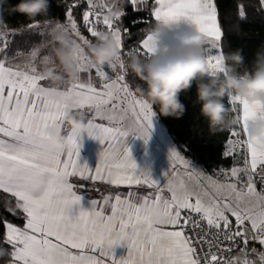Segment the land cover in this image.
Here are the masks:
<instances>
[{
    "label": "snow or ice",
    "instance_id": "snow-or-ice-1",
    "mask_svg": "<svg viewBox=\"0 0 264 264\" xmlns=\"http://www.w3.org/2000/svg\"><path fill=\"white\" fill-rule=\"evenodd\" d=\"M84 3L87 7L81 10L79 22L74 9L80 8L81 2L70 0L65 6L66 23L55 21L52 29L53 35L54 31L63 32L80 45L75 57L77 78L65 80L63 89L43 83L47 69L59 70L50 55L41 57L43 70L36 66V58L46 43L34 45L23 64L12 63L15 57L10 58L5 51L7 42L0 47V193L15 198L24 220L23 226H17L0 215L4 229L0 236L3 243L11 246L10 264H232L229 257L236 251V242L242 245L240 251L247 249L250 240L264 246V152L241 138L242 134L246 136L250 120L264 115V101L249 103L230 97L234 106L239 105L234 107L239 127L230 131L233 139L227 140L224 155H232L242 147L246 153L245 167H233L226 176L234 182L221 183L207 177L210 185L203 184L202 173L173 148L169 160L174 171L165 173L166 183L161 185L150 171L138 170L128 144L129 136L148 143L157 113L146 98L137 97L132 90L123 57L135 53L151 59L158 53L166 29L195 28L209 46L203 49L209 76L225 75L221 43L224 33L216 0H151L149 15L154 17L156 27L128 51L122 32L126 36L131 33L119 23L123 13L117 11L115 20L101 18L102 10L110 12L118 6L97 4L96 0ZM138 3L148 6V0H129L134 10H143L135 8ZM260 5L264 11V0ZM239 15L245 18L242 8ZM37 27L35 21L28 25L30 30ZM109 33L118 34L120 55L101 67L86 54V48L98 46L101 37ZM93 72L99 84L93 82ZM81 73H87V84L80 81ZM45 89L55 91L54 98L43 99L40 93ZM68 109L83 113L95 129L89 137L104 145L95 169L80 162L81 135L71 130L65 135L68 147L64 152L49 156L42 150L49 127H58L61 132L69 130L62 120ZM96 118L107 124L95 122ZM177 168L202 189L210 186L215 195L205 190L202 196L183 180L173 179ZM73 177L128 188L127 198L117 192L92 200L91 210H86ZM134 187L153 191L136 197ZM142 206L159 207L164 219L154 220L141 211ZM5 210L12 212L7 206ZM191 228L199 231L191 235ZM205 228L230 245L213 247L216 240L209 238ZM121 244L127 245L128 254L118 258L115 248ZM199 245L205 247L198 251ZM259 259L264 264V253L259 254Z\"/></svg>",
    "mask_w": 264,
    "mask_h": 264
},
{
    "label": "clouds",
    "instance_id": "clouds-1",
    "mask_svg": "<svg viewBox=\"0 0 264 264\" xmlns=\"http://www.w3.org/2000/svg\"><path fill=\"white\" fill-rule=\"evenodd\" d=\"M7 0H0V21L3 20L4 11L20 13L28 18L47 14L49 0H19V3L6 8ZM108 19L117 15L110 11ZM166 35L160 38L159 51L148 61L133 58L129 64L140 80L147 85L142 89V96L149 103L158 107L159 114L168 117L180 118L186 111L181 102V93L189 91L195 84L198 102L201 104L200 114L207 119L211 130L220 127H230L237 124L236 117L229 118V109L223 103V98L240 97L249 103L264 101V63L254 74L235 72L231 65L243 63L240 50L225 56V75L221 79L216 75L213 79L205 81L210 75L207 60L203 54L205 37L195 28L171 31L166 29ZM54 39L58 42L56 56L63 68V73L54 69H47L44 73L52 85L59 88L65 77L75 81L78 75L75 57L79 53L80 45L63 32L54 31ZM117 33H109L101 37V43L90 49L93 62L103 67L120 55V45ZM55 91L45 89L40 95L43 99H52ZM64 124L78 135H92L95 131L93 125L86 120L83 113H76L71 109L62 115ZM48 137L43 145V152L51 156L57 152H64L68 147L67 137L58 127H49L46 131ZM246 140L258 152H264V115L250 120L246 133ZM141 211L156 221L164 219V212L155 206H142ZM5 254L0 249V257ZM232 264H247L246 259L240 256L233 257Z\"/></svg>",
    "mask_w": 264,
    "mask_h": 264
},
{
    "label": "trees",
    "instance_id": "trees-1",
    "mask_svg": "<svg viewBox=\"0 0 264 264\" xmlns=\"http://www.w3.org/2000/svg\"><path fill=\"white\" fill-rule=\"evenodd\" d=\"M80 2L81 7L74 9V15L78 22L81 10L87 7L84 0H80ZM17 3H19V0H7L5 7L10 8ZM49 3L50 7L47 14L31 19L20 13L4 11L3 20L0 21V30H6L8 33L14 34L13 39L8 42L6 51L10 58L17 56V52H29L36 43L52 41L42 32L41 27H45L55 21L66 22L65 6L70 3V0H49ZM120 5L123 15L119 23L131 33L130 36L124 35V48L125 51H128L155 28V21L149 15L151 0H148L147 7L141 8L143 10H134V7L129 4V0L122 1ZM216 5L218 21L224 33L221 43L225 56L240 50L244 58L241 64H233L232 61H226V64L231 65L235 72L239 74L246 72L254 74L261 64L264 63V11L260 10V0H216ZM241 8L245 13L244 19H241L239 15ZM34 21L38 22V27L30 30L28 25ZM2 44L0 42L1 47ZM2 57L3 55H0V58ZM134 57L139 58L141 61L150 59L143 54L135 53L123 57L132 90L136 95L146 98L142 96L141 90L146 89L147 85L129 67ZM223 77L224 75H219V78L222 79ZM213 78L207 76L205 81ZM180 99L186 108L180 118L165 117L159 114L158 107L153 106V109L171 136L180 145L184 155L200 163L205 172L212 175L231 169L235 164L239 163L242 159L241 154L224 155L228 148L227 140L232 138L230 131L235 128V125L220 127L215 130L210 129L207 119L200 114L201 104L198 102L195 84L189 91L181 93ZM223 103L229 109V118L235 117L230 97L226 95L223 98ZM73 182L77 186H82V188L77 189L80 193H86L88 196L93 193L94 186H97L98 191H104L105 184H95L88 180H79L78 178H75ZM6 206L12 209L11 213L5 210ZM0 215L6 217L9 222L17 226H23L24 224L21 209L16 206L15 198L8 194L0 193ZM2 231L4 229L0 226V232ZM248 246L251 249L252 243L249 242ZM0 249L5 250V254L0 257V264H7L11 261V256L9 255L11 246L3 243L2 236H0ZM254 254V252L251 254V258H254Z\"/></svg>",
    "mask_w": 264,
    "mask_h": 264
},
{
    "label": "crops",
    "instance_id": "crops-1",
    "mask_svg": "<svg viewBox=\"0 0 264 264\" xmlns=\"http://www.w3.org/2000/svg\"><path fill=\"white\" fill-rule=\"evenodd\" d=\"M135 8H136V6H135ZM141 8H143V5H140L139 8H136V9H141ZM155 27H156V22H155ZM154 29H152V30H154ZM41 43H46L47 46L42 47L40 49V55L36 58V66H37L38 70H43V68H44V65L42 63H40L41 57H43L44 55H50L55 62V66H57L59 69L57 72L63 73V72H61L63 70V68L59 63V59L56 56V51H55L58 46L53 45L52 43H49L47 41H42V42L36 43L34 45H39ZM207 47H209V46L206 44L203 45V49H205ZM215 51H216L215 49H212L213 54H215ZM29 52L23 53V55L15 56V59L12 60V63L13 64H23L25 62V57L27 56V54ZM203 54L205 56L204 52H203ZM50 67H51V65H50ZM65 78L67 79V77H65ZM43 83L45 86H48L50 84L49 80H46ZM60 88L63 89L62 87H60ZM234 107L239 108V105L234 106L232 104L233 111H234ZM234 115L236 117L235 111H234ZM95 122L105 123V122H103L97 118H96ZM105 124H107V123H105ZM238 127H239L238 125H235L234 129H238ZM68 131H70V129L66 130V131H62V134L67 135ZM241 138L246 139V136H244L242 134ZM231 139H233V137ZM79 142L82 144L80 162L82 164L87 163L90 168L95 169L99 164L100 153L103 151L104 145H102L98 140L89 137L87 134L81 135ZM137 143H139V139L137 140V138H131V136L128 137V144L131 147L133 158L135 159V161L138 165V170L150 171L153 179L159 181L160 184L162 185V183H164V181L166 179V176H165V173L167 172L165 169V166L167 164L166 160L164 158L159 157V155L157 153L151 154L150 153L151 152L150 147L146 148L145 151H142V149L139 147H137V149H136L135 145ZM140 144L142 145L143 143H140ZM227 147H228V145H227ZM233 154H238V155L241 154L242 155V157H241L242 159L239 161V163L235 164L233 167L244 168L245 167L244 161H245V156H246L245 149L242 147L240 150L233 152ZM247 158L250 160V156H248ZM155 169H158V170L156 171ZM206 174H207V172H206ZM211 175L212 174H210V176ZM212 176H214V175H212ZM74 179H75V177L71 178L72 182L74 181ZM88 181L93 182L95 184H97V183L105 184L101 181H92V180H88ZM96 187L97 186H94V191L89 196L86 193H80L77 190L78 188L79 189L82 188V186H77V188L75 189L77 191V193L82 196V202L81 203H82L83 208L86 210H91V201L94 199L95 200H102V198L104 196L114 195L117 192L122 195V198H127V192L129 191V189L125 188V187L116 188L115 186H110V185L105 184L104 191L99 192ZM258 188L260 190L261 186L258 185ZM132 190L135 191L136 197H141V196L147 194L148 192L153 191V190H150L148 188L145 191H140V190L138 191L137 189H135V187ZM127 254H128V248H127L126 244H121V245L116 246L115 255L118 258L119 257H126ZM7 264H10V262H8Z\"/></svg>",
    "mask_w": 264,
    "mask_h": 264
},
{
    "label": "rangeland",
    "instance_id": "rangeland-1",
    "mask_svg": "<svg viewBox=\"0 0 264 264\" xmlns=\"http://www.w3.org/2000/svg\"><path fill=\"white\" fill-rule=\"evenodd\" d=\"M122 1H124V0H96L97 4L103 3V4L107 5V6L117 5L118 7H113V12H117V11H120L121 12V5L120 4H121ZM140 5H143V4L142 3H138L135 6H136V8H139ZM143 7H144V5H143ZM109 14H110L109 11H107V9L105 8L104 10L101 11V18L104 17V16H109ZM110 20H115V16L114 17H111ZM53 27H54V23H50V24H47L45 27H41L40 29H42V32L47 37H49L50 40H52V41H47V42L52 43L53 45L59 46L58 45V42L54 39V35L52 33ZM103 30H106V29H103ZM122 36L124 38V33L123 32H122ZM13 37H14V34L13 33H8L6 30H0V42L1 43H3V44L5 42L8 43L10 40L13 39ZM73 39H75V37H73ZM77 42H79V41H77ZM93 43L94 44L97 43V40L94 39L93 40ZM3 44H2V46H3ZM90 49L91 48H86V54L89 55L92 58ZM5 51H7V49H5ZM0 55H3V53H0ZM61 72H63V70ZM219 75L220 74H218V76ZM92 76H93L94 83L99 84L100 83L99 78L95 76V73L94 72L92 73ZM208 77H210V76H208ZM65 80H68V79L65 78ZM65 80L59 86V88L60 87H62V88L64 87ZM80 81H82V83H85V84H87L89 82L88 81V75H87V73H82L80 75ZM49 82H50L49 85H52V82L51 81H49ZM136 96L137 97H140L138 95H136ZM97 119H99V118H97ZM103 122L107 123V121H103ZM153 125H154V127H153V131H152L151 139L148 141L147 144L141 138H137V137H134V136H131V138H137V140L139 139V143H137L135 145L136 149H137V147H139V148L142 149V151H145L146 148H149L150 147V151H151L150 153L151 154L157 153L159 155V157L164 158L166 160V162H167V164L165 166V169H166L167 172L169 171L170 173H172L174 171L172 169V167L170 166L169 152H170L171 149L175 148L177 151L180 152V154L185 159L189 160L193 164V166L197 167V169H196L197 172L202 173L201 180H202L203 184L210 185V181L207 179V177H211L212 180H218L221 183L234 182L232 180V178H230V176H228V178L226 179L227 174L230 173V170L232 168L229 169V170H225L223 172L220 171L219 173L215 174L214 176H212V175L210 176V174H208V173L206 174V172L203 169V166L200 163H198L197 161H195V160H193L191 158L186 157L184 155V153L182 152V149H181L180 145L174 140V138L168 132L166 126L159 120V118L157 117V115L153 119ZM140 143H143V144L141 145ZM155 170L157 171L158 169H155ZM175 172L177 174L173 176V179H175L177 181L178 180H183L187 184V186H188V188L190 190H193L195 192H198L202 196H203V192L205 190H207L210 195H215L214 190L210 186L207 187L206 189H202L201 187L197 186V184L195 183V180L194 179H190L185 174V172H184L183 169L177 168L175 170ZM165 183H166V179H165L164 183H162V185L165 184ZM242 186L243 185H238V188L239 187H242ZM135 189H137L138 191L139 190L140 191H145L147 188L146 187H135ZM257 190L259 191L258 185H257ZM99 192H103V191L100 190ZM203 198L205 200H207L208 197H203ZM250 241L252 243L251 249H253V248L256 249V251L254 253H256L257 256H259L260 253H263L264 252L263 251V247L257 241H253V240H250ZM248 247L249 246H247V249H245V256H244L247 260L253 259V258H251L252 257L251 254L253 252ZM253 256L255 257V254Z\"/></svg>",
    "mask_w": 264,
    "mask_h": 264
},
{
    "label": "built area",
    "instance_id": "built-area-1",
    "mask_svg": "<svg viewBox=\"0 0 264 264\" xmlns=\"http://www.w3.org/2000/svg\"><path fill=\"white\" fill-rule=\"evenodd\" d=\"M256 179V183L257 185L261 186L260 182H259V177H255ZM189 233L191 235H195L199 229H195V228H191V229H188ZM204 231L206 233H208V236L210 239H214L216 240V243L213 244V247L216 246V244H218L220 247L224 248V247H228L230 245V242L229 241H226L223 239V237H219V238H216V237H213L212 234H211V230L205 228ZM205 246L204 245H199L198 246V251H200L202 248H204ZM236 251L232 254V256H230L229 258L230 259H233V257H236V256H240L242 259H246L244 256H245V251H240L242 245L239 243V242H236L235 245H234ZM263 247V251H264V246ZM264 253V252H263ZM225 255H227V253H225ZM249 259V258H248ZM251 262V264H261V261L259 259V256L256 255L255 253V257L253 259H249ZM253 260V261H252Z\"/></svg>",
    "mask_w": 264,
    "mask_h": 264
},
{
    "label": "water",
    "instance_id": "water-1",
    "mask_svg": "<svg viewBox=\"0 0 264 264\" xmlns=\"http://www.w3.org/2000/svg\"><path fill=\"white\" fill-rule=\"evenodd\" d=\"M251 263H253V262H251Z\"/></svg>",
    "mask_w": 264,
    "mask_h": 264
}]
</instances>
